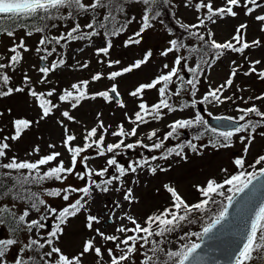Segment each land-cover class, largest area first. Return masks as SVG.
Here are the masks:
<instances>
[{
  "label": "snow or ice",
  "instance_id": "obj_1",
  "mask_svg": "<svg viewBox=\"0 0 264 264\" xmlns=\"http://www.w3.org/2000/svg\"><path fill=\"white\" fill-rule=\"evenodd\" d=\"M141 6V23L138 31H135L124 41V47L130 45H140L143 40V34L151 29L153 21H156L162 13L159 10L161 5L167 6L170 0H0V15L9 17H40L41 19H47L50 21L63 20L65 18L69 20H75L77 17L87 16L88 22L83 26L76 22L74 26L67 30L66 34L61 33L58 36H53L52 39L47 37L39 40V46H37V52H46L47 55H42L41 60H47L53 52L56 51L52 48L51 51L47 47H41L46 44L55 43L59 45L63 40L80 41L85 40L92 42L95 37L103 38V45L95 48L97 56H109L110 50L113 47L111 37H117L127 30V27L136 21L135 15H126L125 5L131 6L132 4ZM191 3V0H187L185 7ZM242 6L244 14L246 16H253L254 19L264 25V14L257 13V9L264 8V4L260 3V0H226V4L222 7L213 8L211 0H199L195 4V9L199 12L201 9H206V14L203 18L198 17L197 24H186L176 20L175 23L180 29L187 33L185 37H178L169 41L170 46L163 50L160 55L167 57L170 53H178L181 49H186L187 55H175L172 66L168 63L163 64L161 73L157 75L151 82L142 83L134 91L129 94L132 97H138L141 102L138 104L139 110L134 113V119L129 117L132 124L135 125L130 131L126 132L123 125L119 126L118 131H113L111 135L122 137L116 143H110L104 145V134L107 133V128L104 126L103 120H98L99 129L103 130V134L98 139L97 127L91 128L87 131V134L83 137L84 141H91L85 143L83 147L73 146L72 142L76 140V137L72 134H68V128L64 125L63 120H59L58 123L64 128L65 138L63 145L67 152L70 154L69 165L66 166L61 157V153L58 151H52L51 153L38 158L36 161L20 160L16 156L8 157V152L11 145L9 140L19 141L23 134L32 127L33 121L26 118L14 119L13 127L14 134L10 137L4 136L0 139V177L8 179L11 183L6 191L0 192V201H4L5 198H10V202L0 203V226L6 227L7 231L12 234L13 238L0 239V264H8L6 255L10 252L13 246H19L20 253H29L28 255H18L14 264H84L83 257L86 254H92L96 257V264H101L107 256L110 264H196L199 260L198 249H201V243L209 234L216 233L217 229H221L223 232L226 228L230 227L234 222H239L244 226L242 229L244 235V243L242 247L238 248V254L235 256V264H252L254 260H264V202H259L258 210L255 204V193L259 188H264V155H259L251 167L253 170L248 171L245 167V159L238 157L234 160V164L241 169L237 174L231 175L223 180V183H218L215 179L207 181L205 187L197 186V191L204 199H201L197 203L189 204L178 194L177 190L165 184L164 188L171 194L172 204L170 207L163 209L159 213H153L148 215L140 223L136 216L130 214V209L124 210L120 216L116 215V209L124 208V205L119 200L114 201V207L109 208L107 215L109 219L115 222L121 221L116 228V234H106L99 228H94L95 224L101 222L102 217L96 214H91V208L88 206L89 201L93 199V190H98L100 193H108L110 186L114 185V182L118 184L112 190L119 193L123 188V178L128 173L136 174L138 169L148 167L149 171L154 175L159 169L160 172H167L168 168L161 167L159 164L153 166L152 162L157 160H168L169 156L175 154V156L182 159H187L185 149H190L194 153L201 152L202 149L211 145L212 148L219 147L228 148L232 146V137L239 135L238 139L243 145V152L248 154L250 148L253 146V142L256 140L257 130L264 128V111L259 107L253 105L247 108H238V111L242 113L239 116L240 121L245 123L239 126H232L230 124L221 123V127H231L232 131L219 133V136L223 138L224 143H220L219 139L210 140L208 144H200L199 146L193 141H199L203 137L205 132L211 131L216 133V129L208 128V122L204 119L199 112L195 114L194 119H176L174 122L167 125L170 131L164 134L163 139L157 136V130H152L147 134L148 140L156 138V142L152 144L144 143L143 139H137L135 142L125 143L124 137L137 136V129L141 124L149 123L148 117L153 120L162 118V110L167 109L169 112L177 111V108L170 103L172 96H180L182 92H187L193 96L199 91L197 85L200 83V77L204 75V66L209 68L218 60L225 51L243 54L246 49L252 47H260L261 41L254 39L251 43L245 40V31L248 28L247 23H240L236 29L235 34L231 40L226 42H217L212 37L214 33L211 29H208L206 34L198 31H192V29H199L204 27L206 22L215 24L217 22L215 18L223 19L224 17H237L238 12L234 11L235 8ZM67 15L65 17L64 11ZM159 23L164 25L170 35L173 34V29L165 25L163 19L159 20ZM58 25L52 23L51 27L56 28ZM49 25L45 24L43 27H36L35 32H43ZM88 29L90 31H85ZM0 31L6 32L9 37L14 36V31L9 29H0ZM264 31V27L261 28ZM27 35H33L32 31H28ZM207 35V39L205 38ZM195 37L200 42L198 46L188 47L184 43V40ZM239 45V47L237 46ZM23 52L29 51L23 40L19 43H15L13 47L9 49L12 55L9 58V63H0V69L12 67L19 64L23 59ZM83 51V49H80ZM153 56L151 50H148L143 58L135 60L130 65L123 67L119 71H111L108 74V79L116 80L118 77H122L126 73H132L135 69H141L143 65L148 64L150 58ZM247 59V57H245ZM192 60L193 66H189V61ZM81 69L89 67V62L80 63L76 62ZM99 63L103 64L104 60H100ZM120 60H108V66L119 65ZM230 73L226 80L213 88L208 86V90L203 94L202 99L197 101L193 100L191 107H195L197 103H217L223 104L226 101H232L233 95H225V91L230 89L239 70L242 65H237L233 60ZM65 64L63 59L58 62H53L51 66H43L39 68V72L45 74L44 78L40 81L44 83L47 80V74L55 71L57 68ZM260 60H255L250 63L247 71L243 72V75L250 76L256 73L260 80L264 81V71H258L256 65H260ZM183 70H186L191 74V79L185 80L181 74ZM102 73H96L92 75V81H100L102 79ZM175 78V79H174ZM10 82V76L6 73L0 72V85L7 86ZM51 83L50 80H47ZM178 82V83H177ZM30 83V77L27 73L24 74V87H6V90H0V98L9 97L14 92L22 93L25 91ZM89 81L83 80L78 83H72L69 89H64L62 94L59 95L61 102H69L71 108H77L81 101L86 99L95 100L97 97L103 98L105 101L111 102L113 99L120 96V92L117 90V84H112L107 91H97L91 96L86 92ZM176 84L175 90L170 88L171 85ZM156 89L160 97L159 101L154 105L149 106L143 101L142 96L145 90ZM237 85V91H243ZM56 91L55 88L45 93H37L35 90H29V94L33 97H37L39 100V107L42 114L37 124L41 120H45L52 113L53 108H58V104H53L50 100L45 99V95L51 97ZM243 100L244 98L238 97ZM253 97H248V100H252ZM257 101H264V94L258 95L254 98ZM234 102V101H233ZM247 103V101H245ZM120 107H125L123 101H119ZM188 104L181 106L179 110H183L184 107H188ZM12 110L9 108L8 112ZM3 113L0 112V116ZM127 115V114H126ZM211 115V113H209ZM250 115H255L259 119L251 120L246 119ZM61 116L68 121H73L74 117L69 111L64 110L61 112ZM99 117V114H98ZM231 119V118H229ZM217 120H222L221 117H217ZM203 128V131H198L193 135L192 140L187 142H181L175 147L166 149L160 156L153 155L150 158L142 157L138 160H130L127 167L119 163L117 156L121 154L118 150H135L138 147L148 149L149 151H156L165 147V142L169 138L179 139L181 129H193ZM258 135L264 138V131H259ZM95 145L98 156H106L108 153H112L110 157L106 159V167H103L99 171H95L88 168L87 156H81L87 149H91ZM56 145L50 144L49 148H55ZM39 147L34 149V152H39ZM7 162H3L4 159ZM84 165L87 169L86 172L77 171V162ZM52 162H56L55 166L47 167V170H42V166L51 165ZM257 165H261L259 169ZM115 169L116 174L109 175V169ZM24 170H27L26 172ZM223 171H227L224 169ZM75 175L78 180L84 181L87 177V182L84 186H73L72 184L64 185V182L69 177ZM100 177L99 181L93 179V177ZM107 178H104L106 177ZM48 181H58L61 187H57L55 190H49L48 188H42ZM254 181L256 183H254ZM135 183V181H133ZM228 186L225 190V186ZM33 186H36V190H33ZM247 190V191H246ZM247 193V195H245ZM79 194V195H75ZM243 194V195H241ZM44 196L50 198H61L63 201H70L66 206L62 207L58 211L56 207H53ZM214 197H221L222 199H215ZM243 197V199H241ZM71 198V200H70ZM87 198V199H86ZM123 201L127 202L130 206L133 203H139V199L134 195L132 187H128L123 191ZM239 201V203H237ZM24 205L17 211L19 205ZM210 205H216L217 211L212 212ZM236 205L235 218L229 220V209H233ZM107 207V206H105ZM254 209V210H253ZM33 212L36 214L33 216ZM85 213L86 228L94 232V235L87 239L79 254L69 256L65 254L59 246L58 241L64 233L62 225H66L68 218L76 217L79 213ZM207 213L202 219V231L199 232H185L179 237L180 243L176 250L168 248L165 250L163 245L171 243L166 239L167 235L178 230L183 222L188 224L196 223L195 219H192L193 213ZM254 213V216H253ZM233 215V214H231ZM249 216L251 217L249 219ZM31 217V218H30ZM50 218H55V229L48 231L46 234L42 233V230L46 229L47 222ZM250 220V227L248 221ZM127 221L132 226L128 227L123 223ZM219 226V227H218ZM244 229H247L246 231ZM215 230V232H214ZM24 231L27 233V242L24 243L19 240V232ZM131 233V234H129ZM97 237L102 242H111L114 247H107L103 244L97 243ZM155 237H159L157 240ZM192 237H196L200 242H194ZM151 245L149 248L148 246ZM139 246V247H138ZM45 249H47L45 251ZM103 249V250H102ZM141 249H146L141 252ZM151 253V254H149ZM138 255L142 256L138 262L135 259Z\"/></svg>",
  "mask_w": 264,
  "mask_h": 264
},
{
  "label": "rangeland",
  "instance_id": "obj_2",
  "mask_svg": "<svg viewBox=\"0 0 264 264\" xmlns=\"http://www.w3.org/2000/svg\"><path fill=\"white\" fill-rule=\"evenodd\" d=\"M187 0H175L171 2V15L167 10L163 13L156 21H153V27L147 30L143 34V40L140 45H130L124 47V41L132 35L135 31L139 30L140 27V17H141V6L132 4L131 6L125 5L126 15H135L137 17L136 21H133L127 27V30L117 37H111L113 47L110 50L109 56H97L95 48L102 46L104 41L102 37H95L90 43L85 40L71 41L63 40L59 45L52 43L46 44L41 47H47L49 51L55 48L56 51L52 53L48 59L41 60L42 55H47L46 52H37L36 48L39 46V40L41 38L47 37L52 39L53 36H58L61 33L67 32L74 23L79 22L82 26L88 22V17H77L75 20H69L67 18L63 20L50 21L47 19L37 18L36 24L31 27L17 26L14 28H6L0 23V29H9L14 31V36L9 37L6 32L0 31V63H9V58L12 53L9 49L14 46L15 43H19L23 40L26 47L29 49L27 52H23V59L19 64L13 65L12 67H7L5 69H0V72L6 73L10 76V82L7 86L0 85V90H6V87H24V74L30 77V83L25 87V91L22 93L14 92L13 95L9 97L0 98V112L3 113L0 116V139L4 136L10 137L14 134L13 121L18 118H26L33 121L32 127L27 130L19 141L9 140L8 143L11 145L8 152V157L16 156L20 160L36 161L38 158L51 153L52 151H58L61 153L59 159H63L65 165H69L70 154L67 152L63 145L65 138L64 128L58 123L59 120L64 121V125L68 128V134H72L76 137V140L72 142L73 146L83 147L85 143L91 141H84L83 137L87 134V131L91 130L93 127H97V137L93 139H98L103 130L98 127V120H103L104 126L107 128V133L104 134V147L110 143L118 142L122 137L113 136L111 133L113 131H118L119 126L123 125L126 132L130 131L134 124L129 120V117L134 119V113L139 110L138 104L141 99L138 97H132L129 93L134 91L142 83L151 82L157 75L161 73L163 69V64L168 63L172 66L175 55H187L186 49H181L178 53H170L167 57L161 56L160 53L170 46L169 41L178 37H185L187 33L180 29L175 23L178 19L182 23L186 24H197L198 17L203 18L206 14V9H201L199 12L195 9V4L199 0H191V3L185 7ZM207 2V0H206ZM213 8L222 7L226 4V0H211ZM261 4H264V0H260ZM65 17L67 15L66 10H63ZM239 14L237 17H224L223 19L215 18L217 22L215 24L211 22H206L204 27L199 29H192V31H198L200 33L207 32L211 29L214 33L212 37L217 42H226L231 40L235 34V29L240 23H247L248 28L246 29L244 35L245 40L251 43L252 40L258 39L261 41L260 47H252L246 49L243 54L231 52L227 50L221 56L220 60L216 61L210 68L204 66V75L200 77V83L197 85L199 91L195 96L182 92L180 96H172L170 103H172L177 111L169 112L167 109L162 110V118L158 120H153L148 117L149 123L141 124L137 129V136L135 137H124L125 143L135 142L137 139H143L144 143L152 144L156 142V138L153 140L147 139V134L152 130H157V136L163 139L164 134L170 129L167 127L168 124L174 122L176 119H194L195 114L199 112L198 105L204 106V113H200L206 119L208 116H218L224 115L232 118L238 119L241 112L238 108H247L250 106H257L262 111H264V101H257L254 98L258 95L264 94V81L260 80L256 73L250 76L243 75V72L247 71L250 63L255 60H260L261 64L256 65L258 71H264V31L261 28L260 22L256 21L253 16H246L242 6L240 8H235ZM257 13L264 14V8L257 9ZM169 15V16H168ZM163 19L165 25L173 29V34L170 35L164 25L159 23V20ZM56 23L58 26L52 28L51 24ZM45 24L49 25L48 28L43 32H35L36 27H43ZM85 31H90L84 29ZM28 31H32L33 35H27ZM207 38V35H205ZM184 43L188 47L198 46L195 37L188 38L184 40ZM239 47V45H237ZM80 49H83L81 51ZM151 50L153 56L150 58L148 64L143 65L141 69H135L132 73H126L122 77L116 78V80L108 79V74L111 71H119L123 67H126L133 63L137 59L143 58L144 54ZM247 57V59L245 58ZM63 59L65 64L57 68L55 71L47 74V80L44 83L40 81L44 78L45 74L39 72V68L43 66H51L53 62H58ZM100 60H104V63H99ZM108 60H120L119 65L108 66ZM235 60L237 65H242L239 70L238 75L234 80L233 86L225 91V95H233L235 93L232 101H226L223 104L217 103H197L193 108L191 107L192 101L195 99L197 101L202 99V96L208 90V86L211 85L213 88L217 87L219 84L223 83L228 77L232 65V61ZM77 61L80 63L89 62V67L86 69H81L77 65ZM44 62V64H42ZM189 66H195L193 61L190 60ZM163 71H168L163 69ZM96 73H102V79L100 81H92V75ZM181 74L185 77L191 75L186 70H183ZM175 79V78H174ZM83 80H88L89 84L86 92L89 96L97 91H107L112 84H117V90L120 92V99H113L111 102L105 101L103 98L97 97V99H86L81 101L80 105L73 109L69 102H61L59 100V95L62 94L64 89L71 90L70 86L72 83H78ZM185 80H187L185 78ZM178 83V82H177ZM237 85L244 89L243 91H237ZM52 88L56 91L51 97L45 95V99L50 100L53 104H58V108H53L52 113L45 120H41L39 124L36 123L42 114L39 107V100L37 97H33L29 94V90H35L37 93H47ZM172 90H175L176 84L170 86ZM243 97L244 99H238V97ZM253 97L252 100H248V97ZM142 99L149 106L154 105L160 99L156 89H147L143 93ZM119 101H123L125 107H120ZM234 101V102H233ZM247 101V103H245ZM188 104V107H184L183 110H179L182 105ZM12 111L9 113L8 109ZM67 110L74 117L73 121H68L66 118L61 116V112ZM211 113V115H209ZM99 114V117H98ZM127 114V115H126ZM246 119L257 120L259 119L255 115H250ZM245 121H242V124ZM203 131V128H193V129H181L179 139L169 138L165 142V147L156 151H149L142 147H138L135 150H118L121 154L116 158L119 163L127 167L130 160H138L142 157L150 158L153 155L160 156L166 149L175 147L181 142H187L192 140L193 135L198 132ZM259 131H264V128H259L256 134V140L253 142V146L250 148L247 155L243 152V145L240 143L238 136L244 135L245 133H240L232 137V146L228 148L219 147L212 148L209 145L204 148L199 153H194L190 149H185L187 159H182L175 156V154L169 156L168 160H157L153 161L152 164L155 166L159 164L161 167L168 168L167 172H160L157 170L156 174H152L148 167L145 166L143 169H138L136 174L128 173L124 178L123 188L121 192L117 193L112 190L115 186H118L114 182L113 186H110V191L108 193H100L98 190H93V199L89 201V207L91 208V214H96L102 217L99 224H95L94 228H99L106 234H116L115 228L122 223L119 220L113 222L109 219L107 211L109 208L114 207V201L119 200L124 208L116 209V215L120 216L123 214L124 210L130 209V214L136 216L137 220L143 224L146 219V215L152 209L156 208L158 205L164 203L165 200L171 198V194L167 192L164 188L165 184L174 187L178 194L182 196L183 199L189 204L197 203L201 199H204L197 191V186L205 187L206 183L210 179H215L216 181H223L225 178L231 175L237 174L241 169H239L235 164L234 160L238 157H243L245 159V167L248 171H252L250 164L255 162V159L259 155H264V138H261L258 133ZM186 134V136H185ZM219 139L220 143H224L223 138L219 136V132H205L201 140L193 141L198 146L200 144H208L210 140ZM50 144L56 145V147L49 148ZM39 147V152H34V149ZM113 155L108 153L106 156H98L97 149L95 145L91 149H87L81 156H87L88 168L95 171H99L103 167H106V159ZM3 162H7L5 158ZM56 162H52L51 165L42 166V170H47L49 166H55ZM261 165H257L256 168L259 169ZM227 169V171H223ZM25 172L27 170H24ZM77 171L86 172L87 169L83 164L77 162ZM116 174L115 169H109V175ZM104 178H107L104 177ZM93 179L99 181L100 177L94 176ZM135 181V183H133ZM87 182V177L84 181L78 180L75 175L69 177L64 185L72 184L73 186H84ZM227 186V185H226ZM225 186V190L226 187ZM57 187H61L60 182L52 181V186L49 182L44 184L43 188H48L49 190H55ZM132 187L134 195L139 199V203H133L128 205L127 202L123 201L122 195L123 191ZM79 195V194H75ZM48 202L58 209L66 206L70 201H63L61 198H50L44 196ZM87 199V198H86ZM71 200V198H70ZM3 202H10V198H5ZM107 206V207H105ZM24 205H19L17 211ZM36 214L33 212V216ZM31 218V217H30ZM55 218H50L47 222L46 229L42 230L43 234L48 231L55 229ZM123 223L127 224L128 227L132 225L127 221ZM85 213L81 212L76 217L68 218L67 224L62 225L64 228V233L57 243V246L61 250L69 255L70 257L79 254L82 250L84 242L94 235V232L86 228ZM194 224H188L186 221L182 226L173 233L167 235L166 239L171 243H166L163 246H167L172 250H176L180 243L179 237L185 232L193 231L199 232L202 230V225L197 227ZM131 234V233H129ZM20 241L27 242V233L24 231L16 234ZM13 238L6 227L0 226V239ZM159 240L160 238H156ZM194 242H197L196 237H192ZM97 243L103 244L107 247H114L111 242H102L100 238L97 237ZM139 247V246H138ZM149 248L151 245L148 246ZM47 249H45L46 251ZM103 250V249H102ZM146 249H141L143 252ZM29 253H20L19 246H13L10 252L6 255V260L8 264H14L15 259L18 255H28ZM151 254V253H149ZM96 257L92 254H86L83 257L84 264H96ZM137 262L143 259L142 256L138 255L135 257ZM101 264H110L105 255V260ZM252 264H264V260H254Z\"/></svg>",
  "mask_w": 264,
  "mask_h": 264
},
{
  "label": "water",
  "instance_id": "obj_3",
  "mask_svg": "<svg viewBox=\"0 0 264 264\" xmlns=\"http://www.w3.org/2000/svg\"><path fill=\"white\" fill-rule=\"evenodd\" d=\"M42 64H44V62ZM116 99H120V96L115 98V100ZM207 122L211 126L220 130L232 129L231 127H221V123L230 124L234 127L240 125L239 122L226 118H222V120L218 121L217 118L213 117L209 118ZM254 183L256 182L254 181ZM245 195H247V193ZM255 198V204L257 205L258 210L259 202H264V188H259L256 191ZM241 199H243V197ZM237 203H239V201ZM236 207L237 206L234 205L233 209H229V220L235 218ZM250 218L251 217L249 216V219ZM248 226L250 227V220L248 221ZM243 228L244 226L242 224L239 222H234L223 232L218 228L216 233L209 234V237H206L201 243V249L197 250L199 254V260L196 262V264H235V256L238 254V248L242 247L243 243L245 242L242 232ZM244 230L246 231L247 229Z\"/></svg>",
  "mask_w": 264,
  "mask_h": 264
},
{
  "label": "trees",
  "instance_id": "obj_4",
  "mask_svg": "<svg viewBox=\"0 0 264 264\" xmlns=\"http://www.w3.org/2000/svg\"><path fill=\"white\" fill-rule=\"evenodd\" d=\"M172 1H175V0H170V3L167 6L161 5L159 10H161L163 13H166L167 10H168L169 15H171V2ZM163 13H162V15H163ZM84 17H87V16H84ZM37 18L38 17H9V16H5V15H0V23L3 24L4 27H6V28H14V27H17V26L31 27L33 24L37 23L36 22ZM0 171H7V170H0ZM48 182L52 186V181H48ZM217 182L218 183H223V181H217ZM10 183L11 182L8 179L0 177V192L6 191L7 188L10 186ZM41 187L43 188L44 185H42ZM226 187H228V186H226ZM33 190H36V186H33ZM214 198L215 199H222L221 197H214ZM171 204H172V198L167 199V200L164 201V203L158 205L156 208H154L151 211H149L148 215H152L153 213H159L160 211H163V209H165L167 207H170ZM210 207H211L213 213H215L217 211V207L218 206L210 205ZM148 215H146V218H147ZM207 215H208L207 213L195 212V213H193V216L191 218L196 220L195 224L197 225V227H199L200 225H202L201 217L203 216V217L206 218ZM183 223L181 224V226L183 225ZM156 238H158V237H155V239ZM163 247L165 248V250L168 249L167 246H163Z\"/></svg>",
  "mask_w": 264,
  "mask_h": 264
},
{
  "label": "flooded vegetation",
  "instance_id": "obj_5",
  "mask_svg": "<svg viewBox=\"0 0 264 264\" xmlns=\"http://www.w3.org/2000/svg\"><path fill=\"white\" fill-rule=\"evenodd\" d=\"M192 77H190V79H191ZM197 93V92H196ZM195 93V94H196ZM198 110H199V112L200 113H204V106L203 105H201V104H199L198 105ZM210 117H223V118H231V119H236V118H232V117H229V116H224V115H218V116H208L205 120L207 121ZM236 120H239V119H236ZM240 121V120H239ZM241 124H242V121H241ZM208 128L209 129H212V128H214V127H212L210 124H208ZM217 130V129H216ZM227 131H232V130H227ZM227 131H219V130H217L216 132H219V133H222V132H227ZM208 132H211V131H208ZM185 136H186V134H185Z\"/></svg>",
  "mask_w": 264,
  "mask_h": 264
}]
</instances>
